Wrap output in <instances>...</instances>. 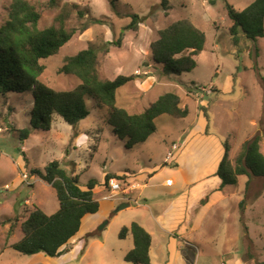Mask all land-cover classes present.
<instances>
[{"label": "rangeland", "instance_id": "374dc122", "mask_svg": "<svg viewBox=\"0 0 264 264\" xmlns=\"http://www.w3.org/2000/svg\"><path fill=\"white\" fill-rule=\"evenodd\" d=\"M29 1L42 13L41 29L51 26L68 5L71 9L68 28L78 30L57 55L41 61L45 66L40 77L42 83L56 91H71L78 87L80 81L76 76L60 70L68 57L93 46L99 55L103 79L140 76L117 91L118 106L132 114H140L160 96L175 93L182 104L188 106L190 114L185 119L160 117L155 122L156 132L146 142L128 150L105 123L106 108L93 101L86 102L89 117L76 127L55 116L52 129L45 131L34 130L30 123L33 108L30 94L0 97V127L8 130L0 140V264H49L44 260L37 261V256L44 258V255L27 256L13 250L11 245L22 238L20 227L30 210L40 208L47 215L57 212L56 190L33 175L34 171H44L54 161L70 175L78 176L82 184L96 180L104 187L103 196L111 192L110 186L105 185V173L124 170L138 173L146 168L159 173L151 182L159 185L150 189L153 198L159 200L148 198L151 211L146 212L147 218L154 217L158 221L172 198L180 197L186 191L187 199L193 203L206 192L202 203L212 200L209 215L215 213V216L203 223L197 235L203 236L202 232L212 224L210 234L214 237L203 239L210 245L206 244L208 250L201 255L200 264L227 262L222 252L226 238H230L226 234L232 236L235 259L242 264L264 262V247L260 246L261 241L264 243V178L253 180L247 190L246 185L244 188L245 176L240 178L241 184L235 186L222 187L218 176L219 179L206 181L202 186H193L191 192L184 186L189 174H193V168L197 170L195 178L205 176L215 168L225 153V144L230 148V160L235 162L244 145L260 136V149L264 155V38L252 41L239 31L235 43L229 32L233 22L227 9V5H231L241 12L255 0H169L168 11L161 6L162 0H55L54 4L52 0ZM11 2L0 0V26L8 21ZM78 10L86 14L85 18L79 17ZM132 14L141 19L138 29L124 31L131 23L129 16ZM92 19L101 22L81 31L82 25ZM183 20L204 32L207 43L204 51L195 57L196 67L192 71L167 75L153 60L151 45L159 38L161 30ZM122 33L120 46L112 44ZM206 125L201 140L188 143L192 156L182 155L178 167L174 165L177 160L164 166L168 153L173 154V142L179 147L187 146L185 141L189 132L194 134L195 129L201 130ZM24 129H31L32 133L22 142L20 135ZM182 151L183 148L179 153ZM161 167L164 168L160 172ZM24 175H28L27 181H23ZM166 179L174 180L175 184L162 186ZM6 186L10 189H4ZM178 189L181 192H177ZM173 191L175 196L170 194ZM116 196L122 195L118 192L111 200L114 201ZM243 200L245 203L240 207ZM118 203L110 214L109 220L114 219L112 224L103 231L102 226L98 227L87 236L81 257L66 252L60 258L51 259L54 264H132L124 260L128 249L126 243L130 241L120 239L119 233L137 218V206L130 204L131 209L118 212L121 205ZM178 212L176 210L167 217L176 218ZM186 226L187 223H181L176 233L181 234ZM213 241L216 245H212ZM186 250L188 253L190 248L186 247ZM191 251L195 254L193 249ZM188 257L190 259L186 257L187 261L183 262L180 255L179 264H191L192 255L188 254ZM154 264H158L157 261ZM229 264H236V260Z\"/></svg>", "mask_w": 264, "mask_h": 264}, {"label": "trees", "instance_id": "16d2710c", "mask_svg": "<svg viewBox=\"0 0 264 264\" xmlns=\"http://www.w3.org/2000/svg\"><path fill=\"white\" fill-rule=\"evenodd\" d=\"M55 0H52L54 4ZM113 7L114 4L112 3ZM161 6L169 10V0H162ZM75 8L78 9L76 6ZM228 15L233 25L229 32L235 43L238 33L252 41L264 38V0H255L245 10L239 12L227 5ZM81 19L85 13L77 12ZM71 9L66 8L58 14L51 26L41 29L39 24L42 13L29 0H12L9 6L8 21L0 26V97L30 94L32 97L31 125L34 130L50 131L54 117L60 116L69 126L76 127L90 115L86 102L93 101L106 108L105 123L113 130V136L131 150L146 142L156 132V120L162 116L185 119L190 114L187 105L175 93H166L140 114H132L117 105V91L136 81L139 75L118 76L114 80L101 77L99 55L91 46L78 54L68 57L60 72L76 76L80 84L71 91H56L40 81L45 71L41 63L57 55L69 43L77 29H69ZM131 23L124 31L137 30L141 21L138 15H130ZM92 19L84 23L81 31L99 24ZM124 34L117 42L120 46ZM207 37L188 20L178 21L159 32V38L152 43L153 60L167 75H181L196 67V59L204 51ZM31 129L21 131L20 140L27 141ZM261 137L247 142L235 162L229 158L230 148L225 144V153L219 163L216 176L225 185H238L239 177H248L246 190L255 179L264 178V155L260 149ZM44 183L52 186L57 193L59 209L47 215L40 208L30 210L20 227L22 238L11 245L21 254L34 256L43 254L52 259L59 258L67 251L69 241L80 230L86 215L99 211L100 204L95 197L98 186L91 179L83 186L78 176L70 175L57 161L48 165L44 171H34ZM123 180L124 176L107 174L105 185L110 180ZM243 200L240 207L244 205ZM13 231V225L10 232ZM131 234L134 248L124 260L132 264H151V235L139 224L125 226L119 233L120 239ZM264 264V262L260 263Z\"/></svg>", "mask_w": 264, "mask_h": 264}, {"label": "crops", "instance_id": "0c3cea01", "mask_svg": "<svg viewBox=\"0 0 264 264\" xmlns=\"http://www.w3.org/2000/svg\"><path fill=\"white\" fill-rule=\"evenodd\" d=\"M206 129H207V125L205 128H202L201 130H199V128L195 129L194 134L193 132H189L188 134L189 136L185 141L187 146L185 147L183 146L179 147V144L173 142L172 143L173 156L168 161L167 157L171 154L168 153V156L164 161L166 162L164 163V166L168 165L173 160H177V162L174 165L178 167L179 162H181L182 160L181 158L182 155L186 157H188V155L192 156L191 151L189 150L188 147V143H190L192 140H194L195 142L198 139L201 140L200 137L203 136L202 134L205 135ZM183 133H185V131H183ZM174 145L178 146L177 150H173ZM182 148L183 151L179 153V151ZM220 161L221 159H219L218 164L215 166V168H213L212 171L208 172L205 176H202L200 178H195L196 175L195 173H197V170L193 168V174L191 175L189 174V177L184 181L185 190L191 192L193 186H197L198 184L202 186L206 181H209L211 179L214 180V178H218L216 176V173L218 171ZM163 168L164 167H161L160 172L163 170ZM106 174L107 173H105V177ZM110 174H116L121 177L124 176V179L121 180V182L125 186L124 187L125 193L121 194L122 196H118V197L116 196V199L112 201L111 198L112 196H115L116 193L110 192L109 195L103 196L102 195V193H104L103 192L104 187L102 185L103 181L101 182L102 186L98 184L94 192H95V197L100 204L99 211L95 214L86 215L83 218L80 230L77 233V235L69 241L66 252L70 253L71 255H75V256L78 255V257H81V254L85 249L87 236L92 232H94V230L98 227L100 228L102 226L101 228L103 231L106 226L112 224L114 219L109 220L110 214L115 209L116 202H119L121 204L120 206L127 205L125 209L128 210L132 208L130 204H134L135 206H137V208H135L137 211V218H135L130 223V225L135 222L139 224L141 227H143L151 235L152 237V245L150 249L151 264H154L156 261L158 264H179L180 262L179 256L181 255V259L184 262L187 261L186 257L188 260L190 259L188 257V254L190 255V257L192 255L191 264H200L201 255L208 250L206 244L210 245V242L206 240L204 241L203 239L214 237L213 235L210 234L211 228L213 226L212 224L208 226V230H206V232H202L201 235L203 236L199 237L197 235L198 231L202 228L203 223L204 222L207 223L211 221L215 216L214 215L215 213L209 215L210 209L212 208L214 202L211 203L212 200H208L205 204L202 203L206 198L205 197L206 192L203 193L204 195L202 197L198 198L197 202H193V203H191L190 198L187 199L188 196L185 193L186 191L183 192L182 196L172 198L173 201L171 199L169 206L162 212L161 221H158V219L154 217L147 218L146 212L151 211L148 198L150 200H159L158 198H153L154 195L150 193V191H152L150 189L155 188L154 185H159L153 183L151 184V182L157 177V175H159V173H153V170L146 168L138 173L134 171L132 172L129 170H124L117 173L111 172ZM184 176L187 177V172H185ZM241 177H239V180ZM248 180L249 179L247 177V180L244 184V188ZM142 182H144L143 185ZM216 182L219 183V180ZM174 184H175L174 180L166 179L161 185L169 187ZM81 185L85 186L86 184L81 183ZM177 192H181L180 189H178ZM170 194L171 196H175V191L171 192ZM176 210L179 211L178 212L179 214L178 216H176V218H173L172 216L167 217L169 215H173ZM225 216H226V221H229L228 215ZM183 222L187 223V226L184 228L181 234L178 235L176 232L180 230L181 223ZM226 235L227 237L230 238H226L224 234V238L227 239L226 242L224 243L226 245L225 249L222 251L227 257V262L225 264H229L230 262H232V260L233 261L236 260V264H242L240 260L235 259L234 249L236 248H234L232 245L233 244L232 236L230 234H226ZM104 239L105 238L103 237V240ZM125 241H130L126 243L128 247L125 253L126 255L129 251H131L134 248V242L131 235L127 236ZM131 241L133 242V246ZM212 245H216V242L213 241ZM260 246L264 247L263 241H261ZM186 247L190 248V250H188V253ZM191 249L195 251V254L191 251ZM162 256H164L165 259H163ZM49 258L50 257H46V256L44 258L41 256H37V261L44 260L43 262L54 264V261L51 260L52 258L50 259Z\"/></svg>", "mask_w": 264, "mask_h": 264}, {"label": "built area", "instance_id": "2783aa9c", "mask_svg": "<svg viewBox=\"0 0 264 264\" xmlns=\"http://www.w3.org/2000/svg\"><path fill=\"white\" fill-rule=\"evenodd\" d=\"M8 132V130L6 128H3V127H0V140H1V137L6 133ZM178 149V146L177 145H174L173 146V150H177ZM173 154H170L168 157H167V160L169 161L171 158H172ZM28 179V175H24L23 176V181H27ZM122 182L117 180V179H112L110 180V183H109V186L111 188V193H125V190L123 188V186L121 185ZM4 189H10L9 186H6ZM222 264H225V263H222Z\"/></svg>", "mask_w": 264, "mask_h": 264}, {"label": "water", "instance_id": "95a60500", "mask_svg": "<svg viewBox=\"0 0 264 264\" xmlns=\"http://www.w3.org/2000/svg\"><path fill=\"white\" fill-rule=\"evenodd\" d=\"M126 207H127V205H122V206H120V207L118 208V210H117V211L119 212V211H121V210L125 209Z\"/></svg>", "mask_w": 264, "mask_h": 264}]
</instances>
